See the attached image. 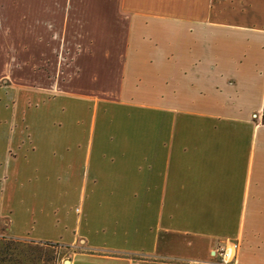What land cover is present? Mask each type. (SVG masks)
I'll return each mask as SVG.
<instances>
[{"label":"crops","instance_id":"obj_1","mask_svg":"<svg viewBox=\"0 0 264 264\" xmlns=\"http://www.w3.org/2000/svg\"><path fill=\"white\" fill-rule=\"evenodd\" d=\"M0 235L264 264V0H0Z\"/></svg>","mask_w":264,"mask_h":264},{"label":"rangeland","instance_id":"obj_2","mask_svg":"<svg viewBox=\"0 0 264 264\" xmlns=\"http://www.w3.org/2000/svg\"><path fill=\"white\" fill-rule=\"evenodd\" d=\"M59 67L40 75V82L54 81L57 85L68 78L69 56L58 57ZM54 59V60H56ZM58 90L50 91L55 96ZM69 249L62 245L27 238H11L0 235V264H67Z\"/></svg>","mask_w":264,"mask_h":264},{"label":"built area","instance_id":"obj_3","mask_svg":"<svg viewBox=\"0 0 264 264\" xmlns=\"http://www.w3.org/2000/svg\"><path fill=\"white\" fill-rule=\"evenodd\" d=\"M239 247L238 241H222L212 249L210 257L200 264H237Z\"/></svg>","mask_w":264,"mask_h":264},{"label":"trees","instance_id":"obj_4","mask_svg":"<svg viewBox=\"0 0 264 264\" xmlns=\"http://www.w3.org/2000/svg\"><path fill=\"white\" fill-rule=\"evenodd\" d=\"M48 243H53V242H50V241H47ZM54 244H56V245H58V243H54Z\"/></svg>","mask_w":264,"mask_h":264}]
</instances>
